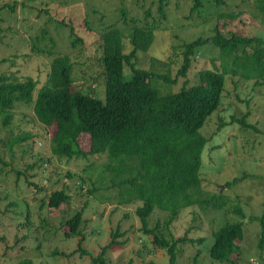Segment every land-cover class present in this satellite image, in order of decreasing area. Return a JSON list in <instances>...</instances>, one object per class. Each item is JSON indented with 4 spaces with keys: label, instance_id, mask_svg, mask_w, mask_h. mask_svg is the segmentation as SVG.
I'll return each instance as SVG.
<instances>
[{
    "label": "rangeland",
    "instance_id": "obj_1",
    "mask_svg": "<svg viewBox=\"0 0 264 264\" xmlns=\"http://www.w3.org/2000/svg\"><path fill=\"white\" fill-rule=\"evenodd\" d=\"M201 1L203 6L189 16L190 0H163L162 17L159 0H0L2 83L32 81L33 99L46 82L51 59L67 55L76 89L104 102L100 33L111 26L127 35L139 26L152 30V42L146 52L137 53V66L160 75L151 79L158 93L177 91L184 81L175 79L183 42L212 36L215 27L224 36L264 38V15L255 0ZM59 20L70 22L81 41L72 46ZM221 60L217 47L202 45L185 83L192 84L199 70H220ZM227 64L219 107L200 129L207 139L201 183L194 191L200 202L182 205L161 231L166 240L170 234L193 239L176 244L175 264H229L212 259L209 249L213 232L237 221L243 236L232 264H264V82L259 76L245 79L239 66L232 73ZM11 124L0 128V264H94L101 253L109 264L170 262L166 248L154 249L151 235L142 232L135 215L140 202L120 203L124 186H111L114 175L105 167L106 153L71 159L52 154L49 130L36 120L32 103H16ZM18 135L25 138L17 142ZM35 183L43 189L37 190ZM61 188L70 196L65 205L42 202ZM78 210L80 235L66 237L70 229L65 222ZM166 214L155 207L147 226L162 224ZM111 241L115 243L101 252Z\"/></svg>",
    "mask_w": 264,
    "mask_h": 264
},
{
    "label": "trees",
    "instance_id": "obj_2",
    "mask_svg": "<svg viewBox=\"0 0 264 264\" xmlns=\"http://www.w3.org/2000/svg\"><path fill=\"white\" fill-rule=\"evenodd\" d=\"M161 1L159 11L164 17ZM190 1L189 16L203 6L201 0ZM255 3L264 15V0H255ZM121 14L125 16L124 11ZM58 23L67 27L72 46L81 41L70 22L59 20ZM215 33L181 44L180 66L175 79L184 81L174 92L158 93L151 86V79L160 75L137 66V53L146 52L152 42L149 38L152 30L139 26H133L127 35L111 26L100 33L98 61L102 67L104 102L76 89L72 63L67 55H55L51 59L46 82L37 89L33 99L32 81L2 83L4 79L0 76V128L12 125L16 103H32L36 120L49 130L52 154L71 159L106 153L109 162L105 167L114 175L111 186L120 189L124 186L119 191L123 198L120 203H131L134 199L140 202L135 215L142 232L151 235L154 249L166 248L170 259L168 264H175L177 243L193 242L186 236L174 239L169 231L167 234L170 236L166 240L161 231L168 229L182 205L200 202L194 197V191L201 183V154L207 142L200 129L219 107L225 75L230 70L226 63L232 65V73L236 72L233 66H239L245 79L259 76L264 82V38L235 33L224 36L218 27H215ZM123 34L130 46L128 51H124ZM34 43V49H38ZM208 43L218 48L222 59L220 70H199L192 84L185 83L192 60L199 53V48ZM239 50L241 52L237 53ZM127 72L131 73L129 77L125 75ZM22 138L25 136L18 135L15 140L18 142ZM83 143L84 146L81 145ZM113 163L117 165L111 166ZM71 175L66 173L67 177ZM77 185L81 187L80 182ZM34 186L39 191L43 189L37 183ZM69 197L61 188L50 192L42 202L49 207H59L65 205ZM155 207L167 211L165 222H156L148 227V217ZM81 214L78 210L66 220L65 224L70 229L66 237L80 235L77 226ZM261 219L264 224V215ZM262 230L263 236L264 227ZM242 236L240 221L220 226L213 232L209 256L232 264L233 255L240 250ZM114 243L111 241L101 252ZM92 260L94 264H109L102 253ZM22 264H29V261Z\"/></svg>",
    "mask_w": 264,
    "mask_h": 264
}]
</instances>
